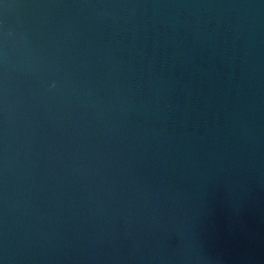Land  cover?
<instances>
[{
  "label": "water",
  "instance_id": "water-1",
  "mask_svg": "<svg viewBox=\"0 0 264 264\" xmlns=\"http://www.w3.org/2000/svg\"><path fill=\"white\" fill-rule=\"evenodd\" d=\"M0 264H264V0H0Z\"/></svg>",
  "mask_w": 264,
  "mask_h": 264
}]
</instances>
